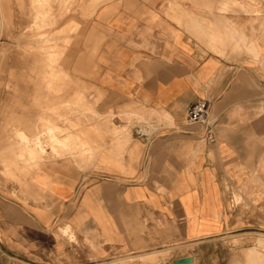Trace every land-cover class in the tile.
Instances as JSON below:
<instances>
[{
	"label": "crops",
	"instance_id": "obj_1",
	"mask_svg": "<svg viewBox=\"0 0 264 264\" xmlns=\"http://www.w3.org/2000/svg\"><path fill=\"white\" fill-rule=\"evenodd\" d=\"M73 2L67 47V10L19 40L67 0H0L1 43L28 51L0 60V264H119L185 242L199 249L165 264H205L220 236L264 234V0ZM53 36L65 42L37 44ZM201 99L214 143L186 120ZM49 130L64 151L36 164Z\"/></svg>",
	"mask_w": 264,
	"mask_h": 264
},
{
	"label": "rangeland",
	"instance_id": "obj_2",
	"mask_svg": "<svg viewBox=\"0 0 264 264\" xmlns=\"http://www.w3.org/2000/svg\"><path fill=\"white\" fill-rule=\"evenodd\" d=\"M73 1L75 0H67V4H61V3H56V7H57V11H59V14L57 15L56 18L53 17H48V14H43V16H41L42 18H39V15L37 14L35 18H33V21L30 22L29 20V26L26 27L24 30V33L20 36L19 40L26 38L27 39V45H29L31 42H33V37L34 34L47 29L53 25H58L59 22V18L60 16L62 17V13L64 11L67 10V47L69 45L72 44L73 39L75 37V35L78 33L79 31V24H77V21L75 19H73L71 12H74L76 10L77 7H79V4L74 3ZM30 6H33L32 4ZM38 6V4H37ZM48 6V5H46ZM41 24V26H38V24ZM31 36V38H29ZM1 35H0V60L1 59H5L9 56H11L13 53H18L20 51V55L21 57L23 56H27L28 54H26L25 52H28L22 49V50H12L11 48H6V44L1 43ZM3 38L4 41L11 37L6 36V34H3ZM48 40V39H46ZM45 38L43 39V37H40L39 40L36 39L37 44L39 43H53V42H61L64 43L65 40L62 37H52L49 41H46ZM35 41V42H36ZM51 49L53 51H57L56 54L54 55H48L47 50L49 51L50 48L48 46H45V48L40 49V51H45L47 60L49 59L51 61V63L53 64L61 54H59V51L56 50L57 47L56 45L54 46H50ZM29 50H34L33 48L28 47ZM31 52V51H30ZM33 52V51H32ZM34 53H37V49H35ZM31 54H29L30 57ZM67 107H71V106H67ZM136 112V113H135ZM76 113H79L78 111ZM133 113L135 114H139L140 111H134ZM148 113V112H147ZM144 114V116L142 117H137V122L140 121H147L148 119H150L153 116H156L159 120V116H157L156 114ZM82 114V113H81ZM86 114H89L93 117H98L97 114L92 111V110H86ZM82 115H85L84 113ZM124 119H126L130 124H133L132 122V116L131 115H125L124 117H122ZM106 120L109 119V117H105ZM126 129V128H125ZM54 132L52 130V133L50 134L52 136V139L54 140V143L57 144H51L54 146V148H50L49 150L43 149L42 151L33 148V149H29L28 151V156L29 158H31V160L35 161L36 160V164L43 160L44 158L47 157H54V156H58V155H62V152L64 151V144L65 143H61L59 144V142H57ZM50 133V130H49ZM69 140L70 137H67V153H70V144H69ZM86 153L87 151H90L89 149L85 150ZM34 165L33 167H36L37 165ZM248 196H253V199L255 198V195L252 191H249L247 193ZM241 193L238 191H234L233 192V203L237 206L240 204L241 200ZM63 229L59 230V233L61 235H65L67 236V239L69 240H74V234L73 232L70 230H68L69 232H65L63 233L62 231ZM259 232V233H257ZM257 232H246V231H237V232H233V233H229V234H225L222 235L218 238V241H220V243L216 244L215 247L211 246L209 247L208 245H204V247H202L199 250V253L202 254L203 258H204V262L205 264H264L263 259H259L258 256H251L248 255V248L255 246V237L257 235V237H264V234H261L262 231H257ZM198 244L195 243H180V244H174L171 246H168L166 248L161 249L160 251L154 252V253H148L146 254L143 258H138L139 260H129L126 259L125 261H120L119 264H143L141 261L145 262L146 264H165V261L171 259V257L175 256V255H182V256H188L191 254H195L197 252V246ZM247 253V257L244 256V254ZM128 256L131 255H125L122 258H127Z\"/></svg>",
	"mask_w": 264,
	"mask_h": 264
},
{
	"label": "built area",
	"instance_id": "obj_3",
	"mask_svg": "<svg viewBox=\"0 0 264 264\" xmlns=\"http://www.w3.org/2000/svg\"><path fill=\"white\" fill-rule=\"evenodd\" d=\"M259 84L262 90V98L264 101V76L259 80ZM210 106L209 102L205 99L198 100L192 103L187 109V123H201L204 127L202 133V139L209 143H214L216 141L215 135V122L210 116Z\"/></svg>",
	"mask_w": 264,
	"mask_h": 264
},
{
	"label": "bare ground",
	"instance_id": "obj_4",
	"mask_svg": "<svg viewBox=\"0 0 264 264\" xmlns=\"http://www.w3.org/2000/svg\"><path fill=\"white\" fill-rule=\"evenodd\" d=\"M0 23L2 22V18L0 17ZM5 21H7V19L5 18L4 20H3V22H5ZM1 23V24H4V23ZM6 23V22H5ZM7 26V25H6ZM134 111H136V110H132L131 112L133 113ZM139 111V110H138ZM136 113V112H135ZM52 133V130H50V134ZM38 136H40V135H38ZM39 138V137H38ZM54 141V140H53ZM42 143V142H41ZM124 143V142H123ZM29 144V143H28ZM47 145V144H46ZM44 146V145H43ZM115 146V145H114ZM36 149H38V150H40V151H42L43 149H46V150H49L50 148H54V146L53 145H48V147H42L41 146V144H40V142H38L37 141V143H36V147H35ZM33 149V148H32ZM31 150V149H30ZM118 150V149H117ZM68 228H65V229H63L62 231H63V233H65V232H69L68 230H67ZM256 237H257V235H256ZM256 241V240H255ZM248 255H253V256H258V258L259 259H263V261H264V242H263V240L260 238V237H258L257 238V241H256V244H255V246L253 247V249H251V250H249V252H248Z\"/></svg>",
	"mask_w": 264,
	"mask_h": 264
},
{
	"label": "water",
	"instance_id": "obj_5",
	"mask_svg": "<svg viewBox=\"0 0 264 264\" xmlns=\"http://www.w3.org/2000/svg\"><path fill=\"white\" fill-rule=\"evenodd\" d=\"M192 261V258L188 257V258H182V259H179L177 260L176 262L177 263H189Z\"/></svg>",
	"mask_w": 264,
	"mask_h": 264
}]
</instances>
